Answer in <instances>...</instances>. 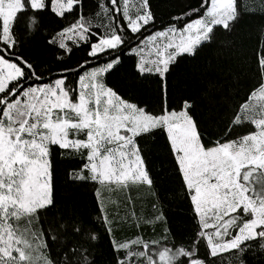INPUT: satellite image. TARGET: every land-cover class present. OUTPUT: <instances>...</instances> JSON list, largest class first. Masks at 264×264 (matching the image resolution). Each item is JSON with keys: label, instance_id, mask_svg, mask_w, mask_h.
<instances>
[{"label": "snow or ice", "instance_id": "6c2138e0", "mask_svg": "<svg viewBox=\"0 0 264 264\" xmlns=\"http://www.w3.org/2000/svg\"><path fill=\"white\" fill-rule=\"evenodd\" d=\"M156 9L154 0H0V264H95L100 234L50 215L64 161L76 164L68 180L95 187L109 264H264V0ZM245 15L261 21L250 75L205 118L175 94L173 68L235 45ZM37 37L50 53L40 63L26 54ZM126 60L129 82H114ZM157 160L172 201L158 189ZM143 189L150 214L135 210L132 193ZM175 201L188 224L174 232L165 207ZM125 227L131 236L119 235Z\"/></svg>", "mask_w": 264, "mask_h": 264}, {"label": "trees", "instance_id": "16d2710c", "mask_svg": "<svg viewBox=\"0 0 264 264\" xmlns=\"http://www.w3.org/2000/svg\"><path fill=\"white\" fill-rule=\"evenodd\" d=\"M181 0H154L157 5V12L165 16L168 12L174 11ZM258 16L245 15L239 28V37L235 39V45L218 43L211 47L203 48L195 58L186 57L179 61L173 68L169 79L170 86L175 89V94L189 97L195 101L197 107L203 112L205 118L215 116L221 111V104L237 88V80L241 83L247 81L250 75L248 65L252 62L253 52L257 48V29L260 25ZM27 55L37 63L49 58L50 53L42 39L37 37L29 44ZM80 53H77L78 57ZM131 71L130 62L125 61L123 67L117 70L114 82L127 84V77ZM124 78L123 80L121 78ZM150 159H156L150 157ZM76 164L64 161L58 164L56 171V207L50 215L54 217L63 216L65 219L74 218L80 223L84 231L95 230L100 234V239L92 248V255L95 264H109L112 259L109 244L103 230L99 228L96 220L98 201L95 194V187L90 182H73L67 179L66 172L75 168ZM153 175L158 178V189L163 197L168 192V200L172 201L173 196L170 189L174 187L166 175H161L159 160L156 161ZM136 200L135 210L144 214H150L152 198L146 189L137 195L132 193ZM124 199L119 194H113V198ZM142 198V199H141ZM131 211L121 206V214L124 211ZM169 222L173 231L183 230L187 224L186 205L175 201L166 205ZM160 229L157 228V235ZM133 233L126 227L119 233L123 236H131ZM151 235V229L148 230Z\"/></svg>", "mask_w": 264, "mask_h": 264}]
</instances>
